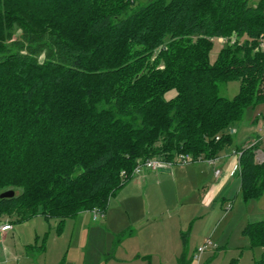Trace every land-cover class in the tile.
<instances>
[{"label":"trees","instance_id":"obj_1","mask_svg":"<svg viewBox=\"0 0 264 264\" xmlns=\"http://www.w3.org/2000/svg\"><path fill=\"white\" fill-rule=\"evenodd\" d=\"M262 37L264 0H0V194L19 192L0 222L103 215L138 163L231 146L242 199L261 197L264 141L237 147L231 131L264 104ZM241 234L264 248V221Z\"/></svg>","mask_w":264,"mask_h":264},{"label":"rangeland","instance_id":"obj_2","mask_svg":"<svg viewBox=\"0 0 264 264\" xmlns=\"http://www.w3.org/2000/svg\"><path fill=\"white\" fill-rule=\"evenodd\" d=\"M226 43L214 42L210 62ZM238 90L239 83L232 81L220 86L219 95L231 99ZM172 95L171 92L167 97ZM259 128L264 129V104L246 110L243 121L234 127L233 145H251ZM232 148H225L221 154L231 156ZM263 156L256 155L255 160L260 163ZM194 166L190 163L170 168ZM182 181H163L159 185L155 179L152 184L143 179L142 186H134L131 181L109 199L103 215L84 212L63 223L42 216L14 222L10 237L16 257H5L6 244L0 240V264H178L182 253L192 260L191 264L257 261L264 249H249L241 231L247 223L264 221V193L258 199L244 201L236 171L214 201L206 205L200 197L209 183L190 175ZM205 240L210 245L197 261V249Z\"/></svg>","mask_w":264,"mask_h":264},{"label":"crops","instance_id":"obj_3","mask_svg":"<svg viewBox=\"0 0 264 264\" xmlns=\"http://www.w3.org/2000/svg\"><path fill=\"white\" fill-rule=\"evenodd\" d=\"M261 129L263 128L258 129V131L255 133L254 138L261 135V131H260ZM231 132H233L234 134L235 133L234 129ZM242 144H245V143H242ZM246 146H248V144H246ZM256 152L260 153L261 150H257ZM194 164H196V166H194V168H189V169L185 167H181V168L174 167L172 169L168 168L165 170H160L157 176L154 175V172L150 173V171H145L141 177L134 176L133 179L131 180L132 181L131 184L134 186H142L141 180L143 179L148 181L146 184L148 183L152 184V183L157 182V184L161 185L163 181H171L175 183L179 181L181 183V181L182 180L184 181V178L189 175L191 176V178H194V179L202 178V180L205 181L206 185H207V182L209 183V187L207 190L202 191L203 195L202 197H200V202L202 204L208 205V203L214 201L215 197L220 193V191L225 187V185H227V183L230 182L231 178L235 176L236 171L239 172L237 158L233 156L232 154L231 156L220 154L219 156H217L216 164L214 166H209L208 164L204 162H199V163H194ZM150 174L151 176H148ZM154 179L156 180V182H154ZM1 224L2 225L3 224L12 225V230L3 231V232L0 231V240L7 245L6 246L4 244L5 246L3 247V252L5 254V257L7 256V258L8 257L15 258L16 257L15 244L12 243L13 237L12 236L10 237V233L13 232V229H14L13 223L11 222V220H8L5 218V219H2V221L0 222V225Z\"/></svg>","mask_w":264,"mask_h":264},{"label":"built area","instance_id":"obj_4","mask_svg":"<svg viewBox=\"0 0 264 264\" xmlns=\"http://www.w3.org/2000/svg\"><path fill=\"white\" fill-rule=\"evenodd\" d=\"M216 41H218V43H220V45L225 44L227 42L226 39H224V38H218V39H216ZM258 50L264 52V37H262L260 42H259ZM260 131H261V135L258 136L257 137L258 139L254 140L251 145L255 144L257 141H264V129H261ZM251 145H249V146H251ZM231 154L233 156H236V157L238 156V154L235 153L233 150H232ZM260 154L262 156L264 155L262 152H260ZM260 154L258 153L256 155L260 156ZM263 159H264V156H263ZM199 162H204V163L208 164L209 166H214L216 164V158L208 159V160H198L196 162H193L189 156H178L174 163H168V162H164V161L158 160V159H148V160H145V161L137 164V166L134 169L133 175L138 176L142 172H145V171L158 172L160 170L168 169L173 165L186 166V165H189L190 163H199ZM122 175L124 176V173H122ZM93 215L96 216V214H94V213H93ZM10 230H12V225H10V224H3V225L1 224L0 225V231L3 232V231H10ZM209 245H210V241L205 240V243L203 244V246H200L197 249V253L199 254L197 256L195 255L197 261H199L200 255L206 250V248Z\"/></svg>","mask_w":264,"mask_h":264},{"label":"water","instance_id":"obj_5","mask_svg":"<svg viewBox=\"0 0 264 264\" xmlns=\"http://www.w3.org/2000/svg\"><path fill=\"white\" fill-rule=\"evenodd\" d=\"M15 193L13 190H8L0 194V199H8L14 197Z\"/></svg>","mask_w":264,"mask_h":264}]
</instances>
